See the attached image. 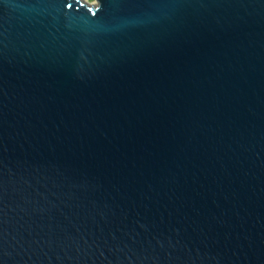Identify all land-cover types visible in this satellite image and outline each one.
<instances>
[{"label":"water","instance_id":"obj_1","mask_svg":"<svg viewBox=\"0 0 264 264\" xmlns=\"http://www.w3.org/2000/svg\"><path fill=\"white\" fill-rule=\"evenodd\" d=\"M0 264H264V0H0Z\"/></svg>","mask_w":264,"mask_h":264},{"label":"rangeland","instance_id":"obj_2","mask_svg":"<svg viewBox=\"0 0 264 264\" xmlns=\"http://www.w3.org/2000/svg\"><path fill=\"white\" fill-rule=\"evenodd\" d=\"M86 1H94V0H86Z\"/></svg>","mask_w":264,"mask_h":264}]
</instances>
